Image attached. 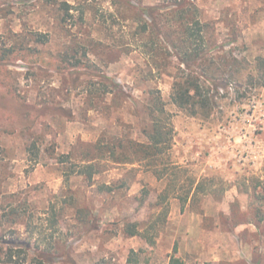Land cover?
Instances as JSON below:
<instances>
[{
	"label": "rangeland",
	"instance_id": "374dc122",
	"mask_svg": "<svg viewBox=\"0 0 264 264\" xmlns=\"http://www.w3.org/2000/svg\"><path fill=\"white\" fill-rule=\"evenodd\" d=\"M60 1L69 13L39 0H9L12 11H0V42L47 33L40 47L83 63L9 65L21 100L0 87V242L50 249L56 264H264V217L256 213L261 206L264 215V204L253 195L264 196V0H197L212 50L211 72L201 77L215 102L209 117L169 102L173 77L155 66L163 56L150 51L154 34L140 33L151 22L142 6L160 0ZM172 38L174 74L181 45ZM157 88L172 128L165 168L106 153L94 159L91 179L69 174L60 156L81 162L99 139L147 142L146 106ZM198 182L212 192L194 193ZM163 193L169 212L154 243L126 235L125 221L157 212Z\"/></svg>",
	"mask_w": 264,
	"mask_h": 264
},
{
	"label": "trees",
	"instance_id": "16d2710c",
	"mask_svg": "<svg viewBox=\"0 0 264 264\" xmlns=\"http://www.w3.org/2000/svg\"><path fill=\"white\" fill-rule=\"evenodd\" d=\"M38 1V0H36ZM45 5L57 4L60 12L69 13L71 6L67 1L60 0H39ZM11 3L9 0H0V11L11 12ZM143 14L150 18L151 22L144 20L140 26V33H152L154 37L150 38L149 48L154 56L162 57L163 60L156 63L155 66L161 72L173 77L169 102L191 116L209 117L214 109L215 102L206 91L201 77L210 73L207 57L211 56L210 38L207 34L208 22L202 18L197 0H160L156 4L144 5L141 8ZM164 11H169L165 13ZM164 13V14H163ZM167 14H172L168 19ZM64 18V16L62 17ZM172 36H177L181 45V52H178L179 61L178 72H168L167 67L169 58L166 54H171L169 48H176L177 42ZM26 37V36H25ZM28 40L22 37L11 43L0 42V87L6 90L7 94L21 100L17 92V80L13 75L9 65L15 61L22 60L26 64L41 66L55 70H67L82 66L80 59H75L67 53L53 54L40 47L48 42L47 33L31 31ZM148 43H145V46ZM75 59V60H74ZM259 68H264V58L258 57ZM237 64L241 61L235 59ZM203 71V72H201ZM239 71V70H238ZM151 98L146 106V112L151 119L152 125L146 131L147 142L129 141L128 144H119L110 146L102 144V139L92 144L95 150H88L84 153L81 162H73L70 154L60 156L61 163H70L69 174L84 175L91 179L97 172V164L94 159L103 157L108 153L112 160L118 163H134L136 161H146L149 166L156 169L160 165L165 166L163 158L167 150L171 147L172 128L168 123L167 102L164 100L160 89L150 90ZM35 156L37 154L30 148ZM120 149V150H118ZM95 151V153H94ZM159 177L165 175L163 169L156 170ZM256 187V186H255ZM191 188L187 193L191 192ZM212 192L211 188H206L202 182L195 186L194 193ZM255 199L264 204V196L255 192ZM167 195H159L155 206L159 208L157 212L150 213L144 221L127 220L124 224V233L128 236L140 235L150 244L155 241V236L165 222L169 212L166 203ZM143 202L145 197L142 198ZM186 198L182 199V205H185ZM260 214V222L264 215L261 206L256 210ZM134 259V258H133ZM177 261V260H176ZM0 262L4 264H56L53 260L50 249H40L38 246L31 248L29 244L4 246L0 242ZM179 263V262H178ZM174 263V260L172 262ZM180 264V263H179ZM208 264V263H204Z\"/></svg>",
	"mask_w": 264,
	"mask_h": 264
}]
</instances>
